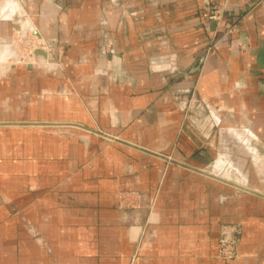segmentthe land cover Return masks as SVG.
Returning <instances> with one entry per match:
<instances>
[{
	"label": "crops",
	"instance_id": "0c3cea01",
	"mask_svg": "<svg viewBox=\"0 0 264 264\" xmlns=\"http://www.w3.org/2000/svg\"><path fill=\"white\" fill-rule=\"evenodd\" d=\"M0 52V264H264V0H0Z\"/></svg>",
	"mask_w": 264,
	"mask_h": 264
},
{
	"label": "rangeland",
	"instance_id": "374dc122",
	"mask_svg": "<svg viewBox=\"0 0 264 264\" xmlns=\"http://www.w3.org/2000/svg\"><path fill=\"white\" fill-rule=\"evenodd\" d=\"M34 36L16 34L12 41V46L14 53L11 60L18 61H36L43 60L39 59L35 52H31L30 43H32ZM45 43V49L47 47V42L41 39ZM40 42V41H39ZM42 45V42L39 43ZM44 45V44H43ZM40 49V47H37ZM42 48V47H41ZM36 51V50H35ZM34 56V57H33ZM131 202L127 197H122L121 202L126 204V202ZM241 228L238 224H222L219 230L218 236V246H217V256L223 259H236L238 257L237 243L239 240ZM222 241H224L222 243ZM229 245V246H228ZM229 247L228 251L232 252L234 258H224V248Z\"/></svg>",
	"mask_w": 264,
	"mask_h": 264
},
{
	"label": "built area",
	"instance_id": "2783aa9c",
	"mask_svg": "<svg viewBox=\"0 0 264 264\" xmlns=\"http://www.w3.org/2000/svg\"><path fill=\"white\" fill-rule=\"evenodd\" d=\"M204 9H205V12H204V15L205 16H207L208 18H211V19L215 20L217 24L220 22V18H221L222 14H223V12H222L221 9H219V8H215V9L214 8H209L208 6L205 7ZM232 27H233L232 25L227 24L225 26L226 32L232 31ZM39 41L42 42V45L39 44L40 43ZM37 47L44 48L45 47V43L41 39H37V38L34 37L32 43H30L31 52H33L34 50L38 49ZM223 242L224 241H222V243ZM228 248L229 247L224 248V255H223V257L224 258H232V257L234 258L235 255H233L232 252L228 251Z\"/></svg>",
	"mask_w": 264,
	"mask_h": 264
},
{
	"label": "bare ground",
	"instance_id": "6f19581e",
	"mask_svg": "<svg viewBox=\"0 0 264 264\" xmlns=\"http://www.w3.org/2000/svg\"><path fill=\"white\" fill-rule=\"evenodd\" d=\"M35 37H37V36H35ZM41 48V47H40ZM35 51V50H34ZM0 54H1V56H2V52H0ZM36 54V53H35ZM38 55H36V56H38V58L39 57H41V58H44V56L43 55H41V54H39V53H37ZM34 57V56H33ZM232 133V132H231Z\"/></svg>",
	"mask_w": 264,
	"mask_h": 264
},
{
	"label": "water",
	"instance_id": "95a60500",
	"mask_svg": "<svg viewBox=\"0 0 264 264\" xmlns=\"http://www.w3.org/2000/svg\"><path fill=\"white\" fill-rule=\"evenodd\" d=\"M35 53H44L45 54V52L43 51V50H40V49H37L36 51H34Z\"/></svg>",
	"mask_w": 264,
	"mask_h": 264
}]
</instances>
